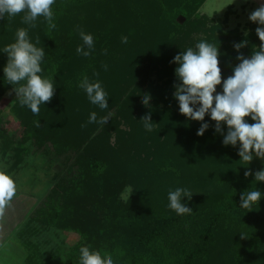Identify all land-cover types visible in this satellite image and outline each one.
Masks as SVG:
<instances>
[{
	"label": "trees",
	"instance_id": "16d2710c",
	"mask_svg": "<svg viewBox=\"0 0 264 264\" xmlns=\"http://www.w3.org/2000/svg\"><path fill=\"white\" fill-rule=\"evenodd\" d=\"M206 1L56 0V29L49 31L43 17L29 28L33 43L40 37L37 46L46 53L41 75L53 80L55 94L39 115L16 100L11 111L24 131L14 141L4 126L1 149L16 163L8 174L28 160L44 159L53 186L3 243L0 264H79L82 246L111 255L114 264H264V182L254 179L264 161L254 157L242 164L239 142L224 146L209 115L203 121L209 128L198 136L203 122L180 114L173 95L178 64L170 61L195 34L202 32L200 41L219 46L224 79L239 63L234 43L248 41L240 50L245 57L261 43L255 32L242 36L215 27L227 20L209 24L200 12ZM22 15L0 19V97L13 91L4 78L3 48L15 42L17 29L28 28ZM199 26L214 27L208 33ZM78 29L94 37L88 57L76 52L82 44ZM122 36L128 37L126 44ZM85 75L109 94L107 109L91 104L78 87ZM145 94L149 106L142 104ZM92 112L98 119L110 114L109 122L88 124ZM148 113L151 132L140 121ZM222 129L226 134L223 122ZM55 165L62 170L53 171ZM249 170L253 175L246 178ZM128 186L133 191L124 200ZM178 187L193 193L191 200L182 199L192 214L168 208V192ZM256 189L262 193L259 204L251 211L241 208L240 196ZM49 230H72L81 240L66 247L50 240Z\"/></svg>",
	"mask_w": 264,
	"mask_h": 264
},
{
	"label": "clouds",
	"instance_id": "9594fccd",
	"mask_svg": "<svg viewBox=\"0 0 264 264\" xmlns=\"http://www.w3.org/2000/svg\"><path fill=\"white\" fill-rule=\"evenodd\" d=\"M56 0H0V19L9 20L22 15L21 22L28 28L21 27L15 33V42L6 45L3 52L7 54V63L3 68L7 84L13 86L16 98L21 107H27L34 115H39L40 106L50 103L55 94V85L52 79L41 75L42 63L45 59V50L38 47L40 37L35 43L29 37V28H35L36 21L43 17L47 22L49 31L56 29L54 23L53 5ZM249 20L264 26V5L249 14ZM82 44L77 46L78 55L88 57L94 50V37L78 29ZM256 35L261 41L259 48H253L250 57H245L240 51L247 46L248 41L234 43L233 47L238 53V64L233 66V74L226 79L222 77L219 57V46L201 40L195 47L175 55L170 63L178 64L175 75L178 83L174 84V98L178 101L179 112L189 120L203 122L209 115L215 121V132L223 135L224 146L236 147L239 142L238 155L244 165H249L254 157L264 161V27L256 28ZM247 36V32H245ZM121 42H128L127 36L121 37ZM104 54H107L105 50ZM105 71L108 66L102 65ZM94 76H99L96 72ZM222 85V92H217V86ZM78 87L83 89L87 99L101 110L108 108L109 94L102 87L99 80L90 81L85 75ZM150 95L145 94L142 104L149 106ZM110 116V114H109ZM109 116L97 118V113L89 115L88 124L97 123L105 125ZM250 117L254 123H248L245 118ZM146 131L151 132L154 123L151 114L141 117ZM222 122L227 125L224 134ZM40 127L39 121H34ZM82 124L81 127H86ZM209 128L203 122L197 131L203 136ZM253 175L252 171H245L247 178ZM256 182H264V168L254 173ZM17 184L7 171L0 167V215L17 195ZM193 193L187 188H176L168 192V208L177 215L192 214L190 207L182 203L187 197L191 200ZM262 193L259 190H247L240 196V207L251 211L254 205L259 204ZM241 237L245 236L241 234ZM79 264H114L112 256L103 254L98 250H91L90 246L80 248Z\"/></svg>",
	"mask_w": 264,
	"mask_h": 264
},
{
	"label": "rangeland",
	"instance_id": "374dc122",
	"mask_svg": "<svg viewBox=\"0 0 264 264\" xmlns=\"http://www.w3.org/2000/svg\"><path fill=\"white\" fill-rule=\"evenodd\" d=\"M134 2L136 0H133ZM241 0H207L200 8V12L207 16L208 23L211 24H227L226 26H215L217 28H222L224 32H231L238 30L242 36H245V32L248 34L256 33L257 27H264L258 25L249 20V14L254 10L252 7H244L240 5ZM203 20V19H201ZM212 27L214 26H199L201 30H207L208 33ZM199 29V30H200ZM201 38H205L204 33H197L193 36V42L186 44V46L181 47L179 52L186 50L189 47H195L196 43H198ZM213 41V40H212ZM211 43V42H210ZM3 61H7V55L4 57ZM228 77V76H227ZM226 77V78H227ZM157 78V77H156ZM156 78L153 76L152 80L156 82ZM225 78V79H226ZM139 94V92H137ZM16 95L15 92L9 91L4 97H0V132L3 130L4 126L6 127L10 136L13 137L14 141H19L21 139L22 133L24 129L21 126V122L15 117L12 113L11 109L16 103ZM3 123V125H2ZM122 130H127L128 128L122 125ZM128 131V130H127ZM2 138L0 137V167H3L5 171L12 170L15 168V160L11 159L9 154H4L1 149ZM144 154V152L142 153ZM44 159L34 158L26 161L24 167L18 168V171L10 173L17 184V194L14 197L15 202L12 200L15 205L14 208L10 210L8 207L5 208L4 214V230L1 232V240L0 247L2 243L7 242L10 239V236L13 234V227L18 219H21L24 214H28V212L33 208L35 209L38 206V202L42 197L49 192L51 186H53L50 172L47 171V164L43 162ZM52 163V162H49ZM54 164V161H53ZM61 165L53 166V171H61ZM23 191V192H22ZM133 188L128 186L125 188V191L122 194V198L127 200L132 194ZM198 194V199L202 200L203 195H205L203 190H199L196 192ZM10 214V215H9ZM13 229V230H12ZM48 237L53 239L56 242L65 243L66 247L75 246L80 240L81 236L75 231H63V230H55L46 233ZM44 235V238L45 236ZM12 237V236H11ZM1 250L3 247L0 248ZM4 250V249H3ZM2 250V255L3 253ZM1 255V256H2ZM0 256V263H1ZM3 259V257H2Z\"/></svg>",
	"mask_w": 264,
	"mask_h": 264
},
{
	"label": "crops",
	"instance_id": "0c3cea01",
	"mask_svg": "<svg viewBox=\"0 0 264 264\" xmlns=\"http://www.w3.org/2000/svg\"><path fill=\"white\" fill-rule=\"evenodd\" d=\"M240 5L244 6V7H252L253 9H257L259 8L261 5H264V0H241L240 1ZM13 201L15 202V199L13 198ZM14 204L13 202L11 201V204L10 206H8V209L10 210L11 208H14ZM10 215V214H9ZM24 216L21 218V219H18V221L14 224L16 225L15 227H13V229L17 228V226H19V224L22 222ZM4 214L0 215V229H1V232L4 230ZM0 240H1V234H0ZM1 247H3V243L1 244ZM0 247V248H1ZM3 250V249H2ZM2 250L0 249V255H2Z\"/></svg>",
	"mask_w": 264,
	"mask_h": 264
}]
</instances>
